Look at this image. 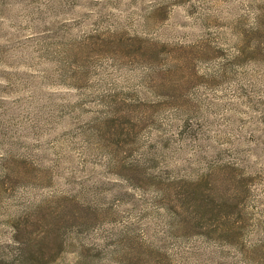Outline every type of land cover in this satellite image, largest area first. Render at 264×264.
Instances as JSON below:
<instances>
[{
  "label": "rangeland",
  "instance_id": "1",
  "mask_svg": "<svg viewBox=\"0 0 264 264\" xmlns=\"http://www.w3.org/2000/svg\"><path fill=\"white\" fill-rule=\"evenodd\" d=\"M0 264H264V0H0Z\"/></svg>",
  "mask_w": 264,
  "mask_h": 264
},
{
  "label": "trees",
  "instance_id": "2",
  "mask_svg": "<svg viewBox=\"0 0 264 264\" xmlns=\"http://www.w3.org/2000/svg\"><path fill=\"white\" fill-rule=\"evenodd\" d=\"M134 42H140V40H133ZM144 42V45H146V42ZM141 42V43H143ZM139 44V46H141L139 49H138V52H141V53H148L150 50V48L148 47H142L143 45L142 44ZM150 46V45H149ZM143 48V49H142ZM147 56V54H145ZM150 57H153V56H149ZM152 60V59H151ZM153 63V62H152ZM151 73L155 74L156 71H154V69H151ZM155 76V80L157 79V85H156V89H164V86L166 85L165 81H161L160 79V85H159V81H158V76L157 75H154ZM160 191V194H164L165 198H169L173 195H176L178 198H175V199H179L180 201H182L181 203L184 205L185 209L189 212V215H191L192 213L195 214L199 212L200 209V206H198L197 203H194L193 202V197L196 199V201L198 200V198L196 197V193L195 191L192 190V188L190 186L188 187H177V186H171V185H166V187L162 188L159 190ZM180 203V202H179ZM88 205V206H87ZM85 206L87 207H90V210L93 211V204L89 205L87 204ZM172 205V204H171ZM84 206V207H85ZM86 207V209H87ZM171 213V209H168ZM198 210V211H197ZM94 213H96V210L93 211ZM176 213V211H173ZM172 214V213H171Z\"/></svg>",
  "mask_w": 264,
  "mask_h": 264
}]
</instances>
